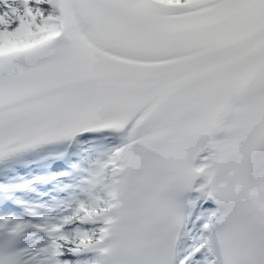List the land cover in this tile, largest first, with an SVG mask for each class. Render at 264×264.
<instances>
[{"label":"snow or ice","instance_id":"6c2138e0","mask_svg":"<svg viewBox=\"0 0 264 264\" xmlns=\"http://www.w3.org/2000/svg\"><path fill=\"white\" fill-rule=\"evenodd\" d=\"M0 264H264V0H0Z\"/></svg>","mask_w":264,"mask_h":264}]
</instances>
